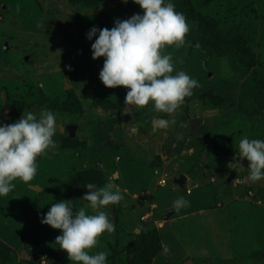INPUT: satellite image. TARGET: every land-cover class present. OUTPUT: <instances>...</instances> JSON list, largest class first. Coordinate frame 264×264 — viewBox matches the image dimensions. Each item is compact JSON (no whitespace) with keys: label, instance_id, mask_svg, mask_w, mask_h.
Returning a JSON list of instances; mask_svg holds the SVG:
<instances>
[{"label":"rangeland","instance_id":"374dc122","mask_svg":"<svg viewBox=\"0 0 264 264\" xmlns=\"http://www.w3.org/2000/svg\"><path fill=\"white\" fill-rule=\"evenodd\" d=\"M192 1L264 79V0ZM143 11L135 0H0V120L45 107L57 118L56 150L0 196V264H79L41 217L61 199L98 211L83 199L85 184L109 180L124 198L103 206L115 230L92 249L108 251V264H264V179L253 182L250 161L236 155L242 136L264 139L253 76L237 56L199 42L198 21L187 18L185 44L162 52L199 86L171 114L125 104L127 87L102 82L104 57L93 58L86 34ZM154 116L175 123L154 128ZM181 195L189 204L176 212Z\"/></svg>","mask_w":264,"mask_h":264},{"label":"clouds","instance_id":"9594fccd","mask_svg":"<svg viewBox=\"0 0 264 264\" xmlns=\"http://www.w3.org/2000/svg\"><path fill=\"white\" fill-rule=\"evenodd\" d=\"M135 2L144 10L142 13L117 18L111 28L96 25L90 28L86 35L90 40L95 37L92 56L104 57L99 76L106 86L127 87L125 104L137 107L151 104L156 112L171 114L192 95L199 81L185 70L174 71L171 53L165 54L162 49L184 45L190 25L185 13L176 9L174 0ZM3 103L2 97L0 108ZM170 122L175 123L159 116L152 118L154 128L167 127ZM56 130V113L47 107L37 112L24 110L11 123L0 120V196L16 187L15 179L28 182L34 178L38 157L57 148ZM237 149L236 155L250 161L249 178L253 182L264 179V139L242 136ZM85 186L89 191L83 199L98 211L88 212L85 207L76 211L71 200L61 199L51 203L41 222L62 230L55 238L56 243L67 250L71 262L108 264V251L92 249L105 231L115 230L103 206L121 202L123 193L113 190L111 180L103 186L93 182ZM188 204L181 195L174 199L172 209L179 212Z\"/></svg>","mask_w":264,"mask_h":264},{"label":"trees","instance_id":"16d2710c","mask_svg":"<svg viewBox=\"0 0 264 264\" xmlns=\"http://www.w3.org/2000/svg\"><path fill=\"white\" fill-rule=\"evenodd\" d=\"M174 3L178 11L185 13L186 18L198 21V25L193 30V33L199 42H209L212 46L215 45L216 51L222 55H235L238 57L242 66L253 76L255 86L259 90V102L261 101L264 103V79L259 75L258 71L252 67L253 60L249 57V52H243V50L236 43L231 42V40L217 39L216 34L207 26L205 18L197 11L198 9L195 8L192 0H177Z\"/></svg>","mask_w":264,"mask_h":264},{"label":"water","instance_id":"95a60500","mask_svg":"<svg viewBox=\"0 0 264 264\" xmlns=\"http://www.w3.org/2000/svg\"><path fill=\"white\" fill-rule=\"evenodd\" d=\"M3 97H4V99H6V93L3 94ZM196 122H198V120H196V119H193V120L191 121V127H192V129H193V127H194V125H195ZM74 129H75V125H71V126H70V131H71V134H72V135H74ZM247 160H248V159H247ZM235 175H236V172L233 171L231 176H232V177H235ZM184 178H185V177L182 176V177L180 178V181L183 182V181H184Z\"/></svg>","mask_w":264,"mask_h":264},{"label":"crops","instance_id":"0c3cea01","mask_svg":"<svg viewBox=\"0 0 264 264\" xmlns=\"http://www.w3.org/2000/svg\"><path fill=\"white\" fill-rule=\"evenodd\" d=\"M244 161H247L248 162L247 159L244 160ZM235 172H236V175H235V178H236L237 177V171H235ZM231 175H232V172H231L230 176L228 177V182H231V179L233 178Z\"/></svg>","mask_w":264,"mask_h":264}]
</instances>
